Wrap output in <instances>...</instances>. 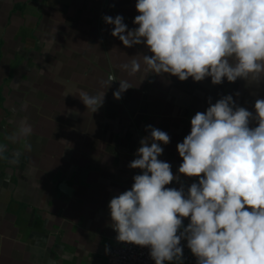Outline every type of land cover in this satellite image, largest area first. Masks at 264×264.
<instances>
[{
  "label": "crops",
  "instance_id": "1",
  "mask_svg": "<svg viewBox=\"0 0 264 264\" xmlns=\"http://www.w3.org/2000/svg\"><path fill=\"white\" fill-rule=\"evenodd\" d=\"M136 3L0 0V143L8 146L0 157V264H110L109 203L142 174L129 164L147 126L170 137L158 159L180 179L166 187L187 192L198 178L178 173L177 144L190 134L192 117L225 96L253 114L256 99H264V76L214 85L210 77L146 72L143 63L129 75L121 65L151 53L144 44L125 47L103 18L121 15L132 30ZM109 75L116 81L107 88ZM120 80L132 87L117 100ZM80 91L105 92L97 112L87 110ZM22 121L33 129L31 151L24 138L8 139ZM17 150L19 163H10Z\"/></svg>",
  "mask_w": 264,
  "mask_h": 264
},
{
  "label": "clouds",
  "instance_id": "2",
  "mask_svg": "<svg viewBox=\"0 0 264 264\" xmlns=\"http://www.w3.org/2000/svg\"><path fill=\"white\" fill-rule=\"evenodd\" d=\"M136 10L133 23L138 27L132 30L121 15L103 18L125 47L144 44L151 53L121 65L129 75L143 63L146 72L180 81L210 77L214 85L224 78L259 82L264 76V0H137ZM114 81L109 75L102 83L109 88ZM131 87L120 80L114 98L121 99ZM104 96L79 93L92 113ZM254 110L236 106L229 95L192 117L190 134L177 144L183 161L178 173L198 178L187 192L183 185L179 190L166 187L180 179L168 162L158 159L160 145L170 137L147 126L150 134L141 139L137 158L129 164L142 174L109 203L116 239L149 247L155 264L180 261L181 240L197 264H264V99H256ZM252 121L256 126H250ZM32 132L22 121L8 139L24 138V148L31 151L27 137ZM7 151L0 143V157ZM21 155L12 152L10 163L18 164ZM184 218L190 219L186 227Z\"/></svg>",
  "mask_w": 264,
  "mask_h": 264
},
{
  "label": "built area",
  "instance_id": "3",
  "mask_svg": "<svg viewBox=\"0 0 264 264\" xmlns=\"http://www.w3.org/2000/svg\"><path fill=\"white\" fill-rule=\"evenodd\" d=\"M117 232L114 230L113 244L110 247L108 259L110 264H155L150 256V248L131 243L120 242L116 239ZM183 248L184 264H197V258L187 247V241L181 240Z\"/></svg>",
  "mask_w": 264,
  "mask_h": 264
},
{
  "label": "water",
  "instance_id": "4",
  "mask_svg": "<svg viewBox=\"0 0 264 264\" xmlns=\"http://www.w3.org/2000/svg\"><path fill=\"white\" fill-rule=\"evenodd\" d=\"M165 264H184V258L182 256V259L180 261H172V262H168V261H165Z\"/></svg>",
  "mask_w": 264,
  "mask_h": 264
}]
</instances>
